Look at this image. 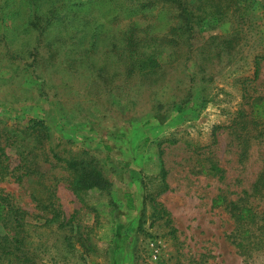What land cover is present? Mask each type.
<instances>
[{
    "label": "rangeland",
    "instance_id": "374dc122",
    "mask_svg": "<svg viewBox=\"0 0 264 264\" xmlns=\"http://www.w3.org/2000/svg\"><path fill=\"white\" fill-rule=\"evenodd\" d=\"M116 1L58 6L99 17L105 31ZM29 8L0 0V198L21 224L6 233L0 223V264H264V185L254 191L264 182V119L252 122L264 98V0L198 24L146 76L123 72L102 36L50 49L55 32L36 38ZM147 15L137 18L167 28L169 12ZM28 47L37 51L21 58ZM80 159L108 190L74 192L67 162ZM243 207L253 223L238 222ZM112 210L129 236L123 248L109 237Z\"/></svg>",
    "mask_w": 264,
    "mask_h": 264
},
{
    "label": "trees",
    "instance_id": "16d2710c",
    "mask_svg": "<svg viewBox=\"0 0 264 264\" xmlns=\"http://www.w3.org/2000/svg\"><path fill=\"white\" fill-rule=\"evenodd\" d=\"M63 1L64 0H62V2ZM241 1L242 0L116 1L115 6H117V9L115 7L110 12H106L110 18V20H108V25H112L111 27L113 28L99 31L98 28L102 27L101 24L98 25L99 17L93 16L91 13L80 16L72 10H65L64 6H58L61 0H27V4L30 8L27 9L25 20L26 25L31 27V29L38 34L36 38L40 37L42 39H47L51 33L55 32L52 36V40L48 41V47L50 49L53 48L55 42L65 43L72 40L73 42L82 43L84 40H88L93 43L97 38L102 36L107 39L108 45L114 48L116 55L120 61H122L120 69H122L123 72H144L146 76L149 73H154L156 69L160 68L158 63L160 57H170L171 54L167 52L169 49H178L180 44H182L181 41L185 40V37L189 38L191 41L195 39V26L205 22L208 18L219 17L225 19L230 14H235L239 11V7H241ZM246 1L248 0H245V2ZM92 4L93 2L91 1L90 5ZM74 5L79 6L78 3L72 2V6ZM119 7L120 9L118 10ZM153 10H158L160 12L166 11V13L169 12L170 14L168 26L163 31H160V29L157 28L158 26L151 22V19L142 22L141 19L137 18L138 14L148 16L147 14ZM1 15L2 13H0V19L3 20L4 16L1 17ZM123 15L124 17L127 15V20H129L128 23L115 25L114 23L121 20ZM54 27L55 29L53 30ZM36 51L34 47L25 48L20 54V57L24 58V55H27V53L29 54L28 56H31ZM260 119H264V98L256 99L252 105V122L258 124L257 122ZM43 125V123L37 124L32 129L33 131H35V129L42 130ZM38 126L40 127L38 128ZM67 165L78 174V178L72 186L76 194L79 195L82 191L93 189L100 191L108 190V181L103 177L101 170L95 166L91 160H70L67 162ZM263 185V177H260L254 184V191L260 192ZM33 197L38 204L42 202L39 195L36 196L34 193ZM127 197V208L134 209L135 205L133 200L129 195ZM222 204H224L222 196H219L213 202L214 206H220ZM18 212H20V210H18L17 213ZM114 214L115 210L109 212V216L111 217L109 226L112 233L109 237L116 239L117 248H123L129 236L120 235L118 233L117 227L114 226ZM12 215V207L9 206L4 199L0 198V223L5 224L6 233L11 232L12 229L21 227L19 220H17L18 218H13ZM61 215L62 211L60 208L52 209L51 217L46 219L45 225L58 221ZM236 217L240 223H253L256 219L253 211L246 207L241 208L240 214ZM14 222L18 223L15 227L12 226ZM60 226L63 227L65 224L62 223Z\"/></svg>",
    "mask_w": 264,
    "mask_h": 264
},
{
    "label": "crops",
    "instance_id": "0c3cea01",
    "mask_svg": "<svg viewBox=\"0 0 264 264\" xmlns=\"http://www.w3.org/2000/svg\"><path fill=\"white\" fill-rule=\"evenodd\" d=\"M134 205H135V202H134ZM135 208V207H134Z\"/></svg>",
    "mask_w": 264,
    "mask_h": 264
}]
</instances>
